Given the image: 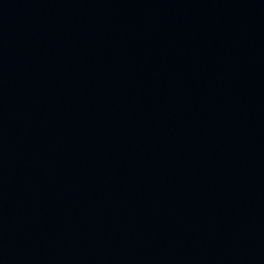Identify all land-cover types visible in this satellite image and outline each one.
Wrapping results in <instances>:
<instances>
[{
	"label": "water",
	"instance_id": "1",
	"mask_svg": "<svg viewBox=\"0 0 264 264\" xmlns=\"http://www.w3.org/2000/svg\"><path fill=\"white\" fill-rule=\"evenodd\" d=\"M0 264H264V0H0Z\"/></svg>",
	"mask_w": 264,
	"mask_h": 264
}]
</instances>
